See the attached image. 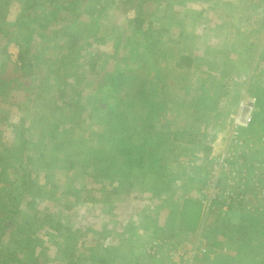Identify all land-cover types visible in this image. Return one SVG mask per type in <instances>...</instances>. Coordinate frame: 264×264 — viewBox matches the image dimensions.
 Returning a JSON list of instances; mask_svg holds the SVG:
<instances>
[{
  "label": "rangeland",
  "instance_id": "obj_1",
  "mask_svg": "<svg viewBox=\"0 0 264 264\" xmlns=\"http://www.w3.org/2000/svg\"><path fill=\"white\" fill-rule=\"evenodd\" d=\"M118 1L123 0H92L82 13H79L82 9L79 5L75 9L79 19L67 27L66 35L43 43L42 46L37 45L36 48H33V43L46 39L45 34L53 30L40 26L42 20L39 19L31 24L26 22L20 31L17 30L13 21L25 11L24 0H9V7L4 14L2 24L7 26L11 37H18V41L9 42L4 52H0V169L4 171V174H0V196L8 193L9 201L20 203L21 215L32 217L34 214L37 217L36 220L40 222V230L35 235L38 245L34 254L37 255L42 253L39 247L46 248L50 244H56L57 248L62 244H76L82 239L92 242L93 236L101 239L109 229L114 235L122 234L116 231L119 228L126 231L136 221V218H131L129 222L124 220L127 210L133 216L146 211L149 204L141 203L136 195L127 202L112 201L111 194L106 192L110 190L107 187L109 181L112 183L110 187H115L116 180L121 181L122 185L128 182L130 185L126 186L129 189L135 183L143 182L141 178L146 177L148 167L155 164V161H151L154 153L160 163L166 164L172 160V151L178 147L185 149L184 143L180 141L193 140L190 135L192 133L189 134L185 128L197 136L192 144L206 147L209 151L206 176L196 193V202L201 207L205 225L208 219L213 218L212 224L217 220L216 216L224 218L231 212L250 216L264 212V199L259 202L254 198L255 209L248 212H239V201H234L236 198H232L228 208L222 211V194L212 199L208 210L202 202L212 197L205 186L214 181V172L220 174L217 188L222 193L227 190L239 191V180L231 181L228 176L230 171L239 173L246 170L247 181L257 179L264 187V156L255 152L256 147L257 151L261 148L264 151V134H260L264 131V13H259L258 29H243V34L253 31L263 35V39L255 44L250 43L254 40L252 36H243L244 39L241 36L239 44H236L239 52L234 53L239 58L234 60V54H231L232 58L229 59L235 61L230 65H239L238 70H235L227 65L228 60L224 62L228 58L226 50L223 49L224 53L218 52L217 42H212L213 38L221 40L225 36L224 29L201 26L203 21L214 17L211 13H203L204 9L199 10L198 0H131L128 7ZM252 1L261 2L258 5L264 9V0ZM241 3L245 4L243 0ZM134 17L143 20L139 30L126 22ZM58 26L56 23L53 28L57 29ZM191 34L197 35L201 44L205 42L207 49L212 50L206 51L205 68L199 67L201 62L196 61L191 69L215 74L222 68L220 79H225L227 87L231 85L228 90L218 88L214 86V78V91L210 94L206 88L203 95L207 94L208 100L203 103L195 101L189 104L190 100L184 98L189 94L179 90V75L172 69V59L177 53L187 52L193 47L189 38ZM95 36L100 39L94 41ZM3 43L0 37V48ZM232 44L230 42L229 46ZM13 45L17 46L16 53L12 52ZM96 50L97 70L100 74H111L109 80L99 86V91L95 89V83L100 74L98 77L86 75L84 64L86 56ZM20 53H24L25 61L32 59L34 64L22 76L19 70ZM219 54L226 57L225 60L219 59ZM14 55L18 57L15 61ZM182 66L185 69L190 65ZM162 67L165 77L160 80L165 87L159 90L155 74ZM179 70L181 75L185 74ZM80 74L86 75V80L78 86L77 94L69 91L67 95L70 96L68 102L79 101V119H87L90 113L89 122L74 131L83 137V142L78 144L74 134L68 133L65 128L70 126L68 115L73 111L68 112L57 105L56 91ZM41 78L44 79L42 82L45 88L39 90ZM242 99H255L252 120L247 127L236 130L237 142L234 144L231 137L236 134L232 133L229 116L235 113ZM180 102L184 104L181 109L178 108ZM188 113L190 117H198L200 122H194L193 118L192 123H185ZM54 124L57 125L56 129H53ZM178 126L185 129L181 131L183 139L173 143L171 135ZM82 129H86L85 133L81 132ZM87 132H90L89 136ZM22 134L31 148L28 156L32 161L33 179L45 191V195L35 200L34 205H25L27 200L17 196L23 190L20 175L14 168ZM128 137L140 145L132 144L135 154L142 153L133 159H141L144 168L132 166L133 159L125 160L116 152L107 162L104 161L101 149L113 143L121 147ZM226 150L234 153L233 160L221 168L219 159ZM69 161H74L72 168L67 166ZM120 190L124 193L123 186ZM245 191L250 196V189L245 188ZM33 194L34 191L30 190L28 199ZM91 197H95V200H90ZM65 216L71 228L81 235L77 240H69L63 235L62 229L54 231L56 223ZM156 242L154 240L150 243V254L155 251V245H158Z\"/></svg>",
  "mask_w": 264,
  "mask_h": 264
},
{
  "label": "crops",
  "instance_id": "obj_2",
  "mask_svg": "<svg viewBox=\"0 0 264 264\" xmlns=\"http://www.w3.org/2000/svg\"><path fill=\"white\" fill-rule=\"evenodd\" d=\"M241 1L198 0L197 2L199 10L204 9L203 13H211L214 17L206 22L203 21L201 26L223 28L225 31V36L221 40L213 38L212 42H217L218 52L224 53L223 49L226 50L225 54L228 57L226 60V57H221L222 54L218 57L225 60V63L228 60V66L239 58L238 54L234 53L239 52V46L236 44H239L241 36H252L254 40L250 43L255 44L256 42L259 44L263 39L261 37L263 35L253 31H246L243 34V29L246 27L259 28V13H264L262 5H258L261 2L243 0L245 2L243 4ZM189 38L193 47L187 52L177 53V56L172 59V69L179 75L178 81L181 82L179 90L185 92L186 95L189 94L184 97L190 100L189 104L195 101L203 103L208 100V95H203L204 92L206 93V88L210 90V94L214 91L212 88L214 78L216 84L214 86L218 88L228 90L231 85L227 87L225 79H220L222 68H219L215 74L191 69L196 65V61L201 62L199 67L205 68L206 51L212 52V50L207 49L205 42L201 44L197 35L191 34ZM207 40H209L208 37ZM230 42H233L232 46H229ZM160 54L165 56L162 52ZM231 54H234L232 55L234 60H229L232 58ZM181 56L189 58V69L175 66ZM173 66L177 69L174 70ZM230 66L235 70L239 67V65L235 67V64ZM179 69L185 74L181 75ZM227 70L226 73H228ZM238 76L240 77V73ZM164 77L162 67L155 74L156 81L159 82V90L165 87L160 80ZM232 77L236 76L232 75ZM178 104L179 109L184 106L181 102ZM189 115L190 113H188V118H185L187 120L185 123H192L193 118H195L194 122H200L198 117ZM185 129L189 134L192 133L190 135L193 140L184 141L183 138L182 141L179 140L180 143H184L185 149L178 147L177 150L172 151L170 154L172 160H168L166 164L160 163L159 157H156L154 153L151 161H155V164L148 167L146 177L141 178L144 179L143 182L133 183L134 185L132 184V188L129 189L126 186V184L130 185L128 182L122 185L121 181L116 180L115 187H110L112 183L109 181L107 187L110 190L106 192L111 194L112 201L127 202L130 197L136 195L141 203L149 204L146 211L138 212L133 216L127 210L124 220L129 222L131 218H136V221L128 226L126 231L119 228L116 231H121L122 234L114 235L109 229L101 239L93 236L92 242L82 239L76 244H62L57 248L56 244H50L46 248L39 247L42 255L37 258V264H264V212L251 216L231 212L224 218L216 216L217 220L212 224L213 218L208 219L205 225L201 207L196 202V193L206 176L207 163L210 159L208 158L209 151L206 147L201 148L192 144L197 136L193 131L187 130L188 128ZM185 129L178 126L173 130L174 133L180 134ZM260 134H264V131ZM172 140L173 135H171ZM174 141L176 140H173V143ZM257 149L258 147L255 148V152L259 156H264L262 148L260 151ZM142 162L141 160L140 165H137L139 168H144ZM122 186L124 193L120 190ZM193 204L196 205L194 208ZM187 207L191 210L188 211ZM154 240H157L158 244L157 247L155 245V251H153L157 257L149 253L152 247L150 243ZM41 258L42 261L39 262Z\"/></svg>",
  "mask_w": 264,
  "mask_h": 264
},
{
  "label": "trees",
  "instance_id": "obj_3",
  "mask_svg": "<svg viewBox=\"0 0 264 264\" xmlns=\"http://www.w3.org/2000/svg\"><path fill=\"white\" fill-rule=\"evenodd\" d=\"M91 1L92 0H24L25 11H23V13L13 21V24L16 25L17 30L20 31V28L23 25L27 23L31 24L33 22H36L37 19H39L42 20L40 26H43V28L45 27V29L50 27L51 30H53L50 31L49 34H45L46 39L40 40L35 44L33 43V48H36L37 45L42 46L43 43L49 41L51 42L59 36H65L67 27L72 22L74 23L75 21H77V19H79V13H82L84 8L86 9V5L88 4V2ZM130 1L131 0H123L118 2H120L121 5L128 7ZM79 5L82 6V9L78 14H75V9H78ZM8 7L9 0H0V37L4 41V45H2V47L0 48L1 53L4 52L5 46L9 42L16 41L18 39V37H11L8 32L7 26L2 24L4 22V14L7 11ZM126 22L132 25L133 28H135L136 30H139L143 24V20L139 17H134L132 20L129 21L126 20ZM56 23L59 25L57 29L53 28ZM98 39H100V37L95 36L94 41ZM97 52L98 51L96 50L95 53L86 56V61L84 63L87 68L86 75L89 74L90 76L94 75L95 77H98V75L100 74V72L97 70ZM35 56L38 59V55L35 54ZM19 58L21 60L19 70L21 72L20 75L22 76L26 71H30L34 67V64L32 59L25 61L24 53H20ZM188 62V57L181 56L176 61L175 66L178 67L182 65H187ZM86 75L82 76V74H80L79 77H73L70 81H67V84L62 85L56 91L57 105L61 109L67 110L68 112L73 111L72 114L68 115L69 119H71L69 124L70 126L65 128H67L66 130L68 133L74 134V139H77L76 141L78 144H81L83 142V137L79 136L80 134L76 135L74 131L76 128H82V124H86L89 122L90 113L87 119H79V101L68 102L70 96L67 95L69 91H71V94H77L78 86L81 82L86 80ZM110 75L111 74L109 72L101 73L100 77L97 78L98 80L95 83V89H98L99 91V86H102L104 83H106L109 80ZM42 81L44 82V79L41 78V82ZM43 82L41 83L39 90L45 88L43 87L45 86ZM95 98L96 97H94L93 100ZM74 106L77 109H75ZM32 108L33 107H31V109L29 108V111L32 110ZM56 128L57 125L54 124L53 129ZM61 129L62 128H60V130ZM24 130H26V126H24ZM58 130L59 129L55 130V132L57 133ZM85 130L82 129L81 132L83 131V133H85ZM120 133L121 132H119L118 134ZM89 134L90 132H87L88 136ZM132 134L133 133L129 134V136ZM23 135L24 134H22L21 138L19 139V149L17 152V158L15 160L14 166V168H16V172L20 175L21 182L23 185V190L20 192V195L17 196L22 197L24 201L25 199L27 200L25 202V205H29L31 203L34 205L35 200L40 199L42 195H45V191L42 190V188L37 185V183L33 179V171L31 168L32 161L28 156L29 150H31V148L29 147L28 142L24 140L25 138L23 137ZM178 135H180L181 137H178ZM129 138L132 137H128L126 139L127 141H124L123 146L121 147L119 145L117 146L116 143H113L108 147H103L101 149V153L103 154L104 161L107 162L115 154L114 152L120 153L121 156L126 158L125 160L133 159L136 155L142 154L139 152L135 154L136 152L133 151L132 144L135 146L140 145H136V143L132 142L131 139L129 140ZM178 139H182L181 133H174L173 140ZM143 144L144 141L141 143V145ZM133 160L132 166L140 165L141 159H137L134 161ZM67 164L69 168H72L74 166V161H69L67 162ZM124 164L126 165L129 163ZM2 167L3 164L1 165V168ZM0 170V174H4L3 168ZM30 190H33L34 194L31 199H28L27 195ZM7 197H9L8 193H4L2 196H0V264H37V258L40 255L39 253L38 255L34 254L35 248L38 245L35 239V235L40 230V227H38V224L40 222L36 220L37 217L34 216V214L32 217H26L21 215L20 213L22 211L20 208V203L9 201ZM90 200H95V197H91ZM195 206L196 205L193 204V208ZM187 210L189 211L191 210V208L187 207ZM61 221L56 223L54 231L59 232L62 229L63 235L69 238V240H77L81 236L80 234H77V231H74V229L71 228L72 226H70L69 223H67L69 222L67 216H65L64 219H62Z\"/></svg>",
  "mask_w": 264,
  "mask_h": 264
},
{
  "label": "built area",
  "instance_id": "obj_4",
  "mask_svg": "<svg viewBox=\"0 0 264 264\" xmlns=\"http://www.w3.org/2000/svg\"><path fill=\"white\" fill-rule=\"evenodd\" d=\"M12 52L14 53L17 52V46H14V45L12 46ZM17 58H18L17 55L13 56L14 61L17 60ZM254 101L255 99L240 100L235 113L229 116L230 124L233 129V132H232L233 135L237 133L236 130L238 128L239 129L245 128L250 124L252 120L251 113H252V107L254 105ZM231 141H234V144L237 142V134L231 137ZM240 145L241 144H239V146ZM233 154H234L233 152L226 150V152L220 156L219 161L221 164V168L225 167L228 161L233 160V157H232ZM219 176H220L219 173L215 174L214 172L213 173V178H215L214 181L208 184L207 186H205V188L208 189V193L212 194V197H208L205 201H202L204 203L206 210L210 208L212 199H214L217 195H220V194H222V201H221L222 211H225L228 208L230 204V200L232 198H236L234 201H239V212H241L242 210L247 211V212L253 211L255 209L253 207L254 198L258 199L259 202H261L262 199H264V187L261 185L260 181H258L257 179H252L251 181H247L246 179L247 171L246 170H242L239 173L235 171L229 172L228 176H229V179H231V181L237 182L239 180V191H235V192L227 190L222 193V191L217 188ZM245 188L250 189V193H251L250 196L246 194ZM204 191L205 190H202V192Z\"/></svg>",
  "mask_w": 264,
  "mask_h": 264
}]
</instances>
